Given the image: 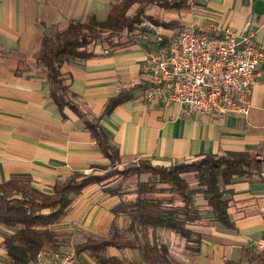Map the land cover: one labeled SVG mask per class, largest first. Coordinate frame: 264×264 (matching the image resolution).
<instances>
[{
	"label": "crops",
	"instance_id": "crops-1",
	"mask_svg": "<svg viewBox=\"0 0 264 264\" xmlns=\"http://www.w3.org/2000/svg\"><path fill=\"white\" fill-rule=\"evenodd\" d=\"M113 1L0 0V182L28 174L36 188L50 193L56 181L75 171L87 174L92 166L106 161L72 109L66 107V118H62L37 58L46 33L89 15L103 21ZM184 2L188 7L152 5L147 9L148 15L176 22L177 27L160 26V34L151 29L135 32L118 47L95 44L94 56L61 66L71 99L87 118L99 116L111 97L126 94L127 99L100 121L123 162L145 159L169 166L202 154L264 148V62L251 88L246 115L182 116L173 106L143 99L142 60L158 48L160 40L170 41L184 29L212 33L214 27L236 32L249 27L256 31L254 44L264 48V0ZM229 188L233 191L229 214L235 228L227 229L206 217L195 224L202 239L192 264L245 263L242 248L250 253L264 251V174L263 179L235 180ZM93 191L88 188L74 198L66 215L88 206ZM1 231L5 228L0 225ZM0 253L7 257L3 246Z\"/></svg>",
	"mask_w": 264,
	"mask_h": 264
},
{
	"label": "trees",
	"instance_id": "trees-1",
	"mask_svg": "<svg viewBox=\"0 0 264 264\" xmlns=\"http://www.w3.org/2000/svg\"><path fill=\"white\" fill-rule=\"evenodd\" d=\"M152 5L174 9L187 6L184 0H114L105 20L98 21L89 15L84 21H71L62 29L46 33L40 40L42 50L37 63L46 70L49 94L62 118H66V107L72 109L83 120L102 157L111 164L121 163L122 158L101 128L100 121L127 99L126 94L111 97L99 116L87 118L73 103L61 66L84 62L94 56L92 48L95 44L106 43L108 47L122 44L115 39L123 32H147L149 29L141 25L144 21L157 27H177L176 22H165L148 15L147 9ZM159 43L164 46L169 41L163 39ZM263 174L264 148L202 154L169 166L140 160L138 164L123 170L115 168L103 175L75 171L56 181L50 193L36 188L28 174L12 175L7 181L0 182V225L11 230L2 241L8 257L5 264H31L40 250L57 247L48 227L62 221L74 198L92 184L114 175L124 180L147 175L145 180L137 181L132 195L120 194L117 187L113 191L107 190L118 199L110 209L111 214L128 218L134 239L124 237L113 227L110 236L88 238L77 244L75 254H86L94 264H180L165 244L154 239L155 231L161 228L173 232L186 245L196 244V248H188L198 253L201 236L190 227L206 217L227 229H234L229 214L233 194L230 185L235 180L263 179ZM184 175H192L194 185ZM196 198H201L204 203L197 204ZM203 207L207 208L204 214ZM110 248L135 249L140 260L132 263L118 256H105L104 252ZM241 257L246 258L245 263L226 260L223 264H264V251L250 253L247 248H242Z\"/></svg>",
	"mask_w": 264,
	"mask_h": 264
},
{
	"label": "built area",
	"instance_id": "built-area-1",
	"mask_svg": "<svg viewBox=\"0 0 264 264\" xmlns=\"http://www.w3.org/2000/svg\"><path fill=\"white\" fill-rule=\"evenodd\" d=\"M145 25L160 34L161 27ZM255 33L249 27L241 32L229 27H214L212 33L182 30L142 60L143 99L173 106L182 116L246 115L264 62ZM31 264L78 263L74 252L40 250Z\"/></svg>",
	"mask_w": 264,
	"mask_h": 264
},
{
	"label": "rangeland",
	"instance_id": "rangeland-1",
	"mask_svg": "<svg viewBox=\"0 0 264 264\" xmlns=\"http://www.w3.org/2000/svg\"><path fill=\"white\" fill-rule=\"evenodd\" d=\"M150 23L149 21H144L141 25L147 29H150L149 26L145 25ZM139 32V31H136ZM135 34H128L123 32L121 37L118 39V42L122 43L118 46H122L130 41V37ZM103 46L108 47L106 43H101ZM114 46V47H118ZM113 48V47H108ZM145 160V159H140ZM140 160H135L132 162H123L111 164L108 159L104 163L92 166V169L87 174L95 173L97 175H103L108 171L113 169L123 170L127 167H130L133 164H138ZM186 180L194 185V178L192 175H184ZM147 175H141L140 177L130 176L128 179L124 180L118 175L105 177L102 181L92 184L89 188H94V193L92 195V201H89V205L83 208H77L75 212L71 215L68 214L65 216L61 223H58L53 226H49V230L52 231L53 239L57 247L49 248L44 250L58 251L61 253L74 252L75 246L79 243L84 242L88 238H101L110 236L112 228L115 227L119 234L123 235L128 239H134L133 233L129 229V220L126 216L114 217L109 209L111 206L117 203L118 199L112 197L111 193L107 190L113 191L114 189L119 190L122 195H132L133 190L135 189V184L137 181L145 180ZM196 203L201 204L203 200L201 198H196ZM113 205V206H114ZM69 211V210H68ZM204 211V210H202ZM110 213V214H109ZM204 214V213H203ZM67 219V220H65ZM204 222V220L202 221ZM196 225L191 228L196 232ZM11 233L10 229L5 228V231H1L0 236L8 235ZM154 239L159 242H162L168 248L170 255L180 264H192L196 252L189 250L188 246L191 248H196V244L186 245L185 241L173 232L157 229L154 233ZM152 236V238H153ZM202 239V237H201ZM0 248H2V240L0 242ZM3 254V255H1ZM105 256H118L129 262L135 263L139 261V255L137 250H117V249H108L104 252ZM78 264H94L93 260L88 257L86 254H75ZM8 260V257L4 256V253H0V264H5Z\"/></svg>",
	"mask_w": 264,
	"mask_h": 264
}]
</instances>
